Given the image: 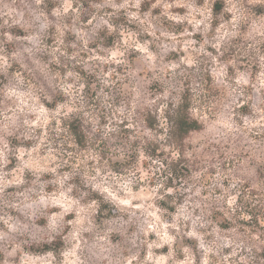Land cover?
<instances>
[{"label": "rangeland", "instance_id": "rangeland-1", "mask_svg": "<svg viewBox=\"0 0 264 264\" xmlns=\"http://www.w3.org/2000/svg\"><path fill=\"white\" fill-rule=\"evenodd\" d=\"M215 1L0 0V264H264V0ZM186 88L180 153L145 119Z\"/></svg>", "mask_w": 264, "mask_h": 264}, {"label": "trees", "instance_id": "trees-1", "mask_svg": "<svg viewBox=\"0 0 264 264\" xmlns=\"http://www.w3.org/2000/svg\"><path fill=\"white\" fill-rule=\"evenodd\" d=\"M224 6V0L215 1L213 5V15L216 21L219 20ZM205 89L210 92L212 89H215V86L209 84L205 87ZM195 101L196 100L193 97L191 90L186 88L178 102L170 101L166 104L164 109V117L162 120H160V118H158L156 115L150 114L145 119L146 124L151 129H156L158 126L165 130L170 138L172 146L182 153L184 151L185 141L188 139L190 134L195 131H200L204 128V121L202 120L201 116L196 114ZM61 124V135H63L67 143L70 144L72 142L80 148L87 146L88 136L84 131L81 121L78 117L71 116L68 118H62ZM256 191L257 190H253L252 192L257 194ZM98 199V197L95 198L97 201ZM159 205L168 211L175 212V206H169L165 200H160ZM115 209L116 207L111 202L104 204L99 202V214H102L104 211H108L109 215H112ZM234 214L237 217L249 215L250 219L254 223L253 226H256L260 231L262 230V235H264V187L263 199L260 201V204H250L246 206L238 205L234 209ZM231 219L228 217H223L222 220H219V225L225 229L229 228L233 223ZM260 257L264 259V248L260 252Z\"/></svg>", "mask_w": 264, "mask_h": 264}]
</instances>
